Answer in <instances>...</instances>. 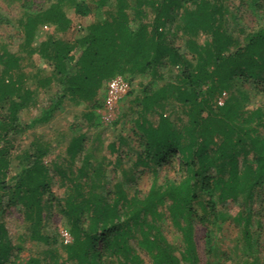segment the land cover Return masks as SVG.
Segmentation results:
<instances>
[{
  "label": "trees",
  "instance_id": "obj_1",
  "mask_svg": "<svg viewBox=\"0 0 264 264\" xmlns=\"http://www.w3.org/2000/svg\"><path fill=\"white\" fill-rule=\"evenodd\" d=\"M18 1L24 9L19 22L20 51H0V217L6 209L19 207L33 241L49 240L40 233L43 198L49 192L48 171L42 162L47 150L31 144L21 154L15 182L9 185L5 179L15 136L49 122L64 101L100 109L101 93L105 95L107 82L117 76L147 75L160 81L167 66L180 70L176 83L145 93L138 100L141 111L146 115L172 103L186 119L179 117L176 123L160 115L156 126L147 121L139 125L145 139V158L140 160V155L139 163L156 174L157 168L177 157L182 170L178 181L153 183L142 199L128 197L116 184L109 201L98 192L101 182L72 179L61 209L71 237L64 246L65 257L48 252L49 260L33 256L24 264H143L135 245L152 264H198L195 226L208 229L226 221L230 214L220 207L237 199L247 205L255 191L264 188V106L249 107L245 94L231 93L237 82L264 87V26L239 42L223 29L225 0H92L96 5L93 20L89 18L93 8L86 0H56L36 11L31 2ZM261 1L250 0V5L262 9ZM65 4L73 7L75 20L86 22L84 34L72 42L51 36L40 40L44 26L61 33L68 30L71 21L62 9ZM169 21H177L176 29L187 37L190 60L169 44ZM201 35L206 40L199 43ZM35 54L54 73L38 78L37 87L48 89L56 80L58 89L50 105L22 125L21 111L35 101V91L25 87L22 63ZM223 93L226 99L219 106ZM78 144L76 140L69 147L71 160L78 154ZM78 171L82 175L84 166ZM165 214L181 235L184 248L178 256L157 227ZM232 219L248 250V258L239 264H255L251 210L237 211ZM211 235L207 230L208 247ZM19 249L8 240L0 222V264L9 263Z\"/></svg>",
  "mask_w": 264,
  "mask_h": 264
},
{
  "label": "rangeland",
  "instance_id": "obj_2",
  "mask_svg": "<svg viewBox=\"0 0 264 264\" xmlns=\"http://www.w3.org/2000/svg\"><path fill=\"white\" fill-rule=\"evenodd\" d=\"M32 3V10L46 9L56 0H26ZM88 1L93 8L90 20L96 17L95 3ZM132 2V0H129ZM262 9L250 5V0H225L226 12L224 15L223 29L231 36L242 42L244 37L252 31L264 26V1H261ZM71 24L65 32H57L55 28L46 26L42 29L40 40L48 36L64 42H72L85 32L86 22L77 21L74 18V9L65 4L62 7ZM24 9L18 0H0V51L6 48L10 52H19L23 42L21 36L20 20L23 18ZM177 21L167 22L166 38L169 44L177 49L180 54H185L188 60L182 30L176 29ZM40 40L33 44L37 47ZM205 36H199L198 42L205 41ZM24 72L27 74L25 87L35 91L33 104L21 111L19 119L22 125H27L32 119L38 117L43 109L48 107L57 89V81L54 80L50 88L41 90L37 87L38 78L53 77L52 67L44 60L33 55L31 60L24 61ZM180 70L176 67H164L162 79L151 80L147 75L125 79L130 85L128 95L118 104L115 120L110 124L101 121L98 110H93L90 105L76 104L64 101L49 122L39 124L25 132L19 133L13 139L10 147V167L5 181L12 185L19 171L21 154L29 150L31 144H39L46 148L47 154L42 159L43 165L48 171L49 192L43 198V225L40 233L49 238L47 243H40L31 239V229L23 220L19 207H10L0 217L4 225L7 238L14 245V256L7 264H24L30 257H45L49 260L48 252L56 253L64 258V246L68 245L62 238V233L68 231L67 222L61 214L64 199L71 192L69 182L75 179L78 182H101L103 188H99L105 198L111 201L114 197V186L120 184L128 197L136 195L142 199L146 196L153 183L162 185L167 181H178L182 176L181 165L177 157H171L165 164L156 169V174L150 168L139 163L143 155L145 145L144 136L139 129L142 122H150L156 126L159 116L178 123L181 112L174 104H163L144 115L138 102L145 93L153 92L165 84L176 83ZM263 86L255 87L252 82L234 84L231 93L245 94L247 105L264 106ZM229 95V94H228ZM101 104L104 102V91L101 93ZM78 140V154L73 160L70 158L69 147L72 142ZM142 158V159H141ZM84 166V172L79 175L78 169ZM99 171L98 178L95 172ZM88 190V188L86 189ZM220 209L230 214L224 222L205 228L195 226L194 242L198 256V264H239L248 258V250L241 239L240 227L232 217L237 211L251 210L253 247L251 255L255 264H264V188L258 189L249 203L243 204L241 199L226 203ZM160 234L164 242L175 255L183 250L180 233L172 226L167 214L158 222ZM207 230L212 232L211 244L206 243ZM135 253L141 258L143 264H152L151 259L136 245Z\"/></svg>",
  "mask_w": 264,
  "mask_h": 264
},
{
  "label": "built area",
  "instance_id": "obj_3",
  "mask_svg": "<svg viewBox=\"0 0 264 264\" xmlns=\"http://www.w3.org/2000/svg\"><path fill=\"white\" fill-rule=\"evenodd\" d=\"M43 28H46L44 26ZM130 91L129 83L121 76H117L107 82L105 87L104 102L98 110V115L105 124L112 123L116 118L118 104L128 95ZM226 94L223 93L217 100L219 106L223 105ZM62 238L66 244L71 242V237L67 232H63Z\"/></svg>",
  "mask_w": 264,
  "mask_h": 264
}]
</instances>
